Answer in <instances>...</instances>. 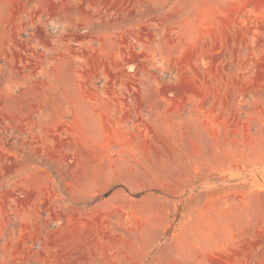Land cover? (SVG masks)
<instances>
[{
	"label": "rangeland",
	"instance_id": "obj_1",
	"mask_svg": "<svg viewBox=\"0 0 264 264\" xmlns=\"http://www.w3.org/2000/svg\"><path fill=\"white\" fill-rule=\"evenodd\" d=\"M0 264H264V0H0Z\"/></svg>",
	"mask_w": 264,
	"mask_h": 264
}]
</instances>
